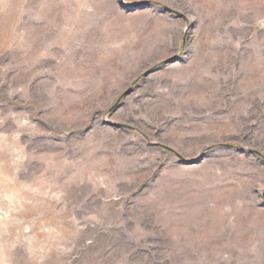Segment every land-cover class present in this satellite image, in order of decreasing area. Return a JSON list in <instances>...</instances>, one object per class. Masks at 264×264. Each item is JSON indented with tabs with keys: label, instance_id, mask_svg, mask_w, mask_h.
<instances>
[{
	"label": "rangeland",
	"instance_id": "1",
	"mask_svg": "<svg viewBox=\"0 0 264 264\" xmlns=\"http://www.w3.org/2000/svg\"><path fill=\"white\" fill-rule=\"evenodd\" d=\"M0 264H264V0H0Z\"/></svg>",
	"mask_w": 264,
	"mask_h": 264
}]
</instances>
